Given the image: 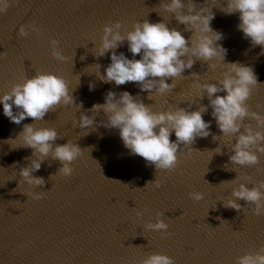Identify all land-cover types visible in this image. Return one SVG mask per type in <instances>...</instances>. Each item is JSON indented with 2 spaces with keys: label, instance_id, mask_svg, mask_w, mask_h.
<instances>
[{
  "label": "water",
  "instance_id": "obj_1",
  "mask_svg": "<svg viewBox=\"0 0 264 264\" xmlns=\"http://www.w3.org/2000/svg\"><path fill=\"white\" fill-rule=\"evenodd\" d=\"M165 2L9 0L8 10L0 13V96L38 72L64 76L78 105L61 104L35 124L56 128L62 137L56 143L71 140L83 153L72 162L71 176L61 175L60 161L48 157L33 173L46 183L38 187L27 184L19 170L30 163L26 157L31 156L32 149L21 147L20 140L6 141L15 139L23 124L34 121L26 118L17 125L3 114L0 104V264H140L152 253L174 257L175 264H236L237 257L264 246V215H255L254 205L239 200V211L224 207L237 186L227 181L238 175L237 183H247L251 188L264 180V154L258 153L257 165L234 167L229 157L235 138L222 135L210 107L204 119L211 121L212 134L197 138L191 145L193 151L180 152V163L170 172H157L154 165L132 155L119 130L100 123L106 119L104 114L89 111L94 104L105 102L109 90L117 94L129 91L154 111L175 110L178 105L187 108L188 103H193L189 110L194 111L200 104L209 103L206 96L200 100L203 93L192 87L191 73H200L201 82H216L224 69H211L199 60L175 78V89L153 94L152 100L133 82L117 86L98 78L111 63V52L96 56L105 24L121 21V31L125 32L138 20H165L169 28L181 30L185 37L191 35L160 6ZM195 2L212 7L215 18L211 25L223 34L218 43L227 49L225 62L253 68L260 84L253 89L248 104L250 110L264 114V49L252 46L238 29V13L228 15L220 10L227 0ZM33 22L40 32L29 28L28 36H20V26ZM52 39L60 41L67 61L52 56ZM116 51L133 58L127 42ZM95 64L101 65L100 69ZM167 82L172 83V79ZM90 83L94 90L89 89ZM82 112L96 115L95 126H78ZM245 123L256 127L255 120L246 119ZM170 139L175 141L174 132ZM218 146L222 155L212 151ZM156 178L161 181L158 188L148 183ZM195 191L204 193V198L194 200L190 193ZM32 192H42V198H33ZM137 211L143 215L137 216ZM157 213L164 214L170 235L145 228L147 222L156 221Z\"/></svg>",
  "mask_w": 264,
  "mask_h": 264
},
{
  "label": "clouds",
  "instance_id": "obj_2",
  "mask_svg": "<svg viewBox=\"0 0 264 264\" xmlns=\"http://www.w3.org/2000/svg\"><path fill=\"white\" fill-rule=\"evenodd\" d=\"M9 6V0H0V13H5ZM160 6L173 14L175 20L184 25L183 31L191 35L185 37L181 30L169 28L165 20L156 23L148 19L138 20L134 22L132 30L125 32L121 31V21L105 24L96 56L103 57L111 52V63L106 66L103 74L100 72L99 80L104 83L114 82L117 86L133 82L142 92H147L148 99L152 100L153 94L163 95L175 89V78L184 75L185 70L192 69L199 60L206 62L211 69L218 66L224 69L222 78L216 82H201L200 73H191L194 77L192 87L203 93L200 100L206 96L209 103L200 104L194 111L189 110L193 103H188L187 108L178 105L175 110L154 111L151 105L145 104L143 99L129 91L117 94L109 90L105 102L94 104L89 111L96 115L101 112L104 114L106 119L100 123L106 128L118 129L124 146L132 155L142 157L149 166L154 165L157 172H170L178 167L180 152L193 151L191 145L197 138H206L212 134L211 121L204 119L210 107L211 116L222 135L230 140L235 138L231 145L230 163L234 167L259 164L258 153L264 154V114L250 110L248 104L253 89L260 84L253 68L240 62H225L227 49L218 43L223 39V34L211 25L215 18L212 7L206 3L198 5L195 0H167ZM220 10L228 15L238 13V29L250 40L252 46L264 49V0H227ZM29 28L40 32L33 22L21 25L19 35L28 36ZM125 42L132 54L131 59L123 52L118 54L116 51ZM50 44L55 59H69L59 47V40L52 39ZM137 55L140 59L135 58ZM95 65L100 69L101 65ZM169 79H172V83L167 82ZM94 88L95 85L90 83L89 89ZM73 91L64 76L54 72H38L30 78L25 77L22 83L13 84L10 91L0 96L3 114L11 122L19 125L26 118L34 121L23 124L15 139L6 141L15 143L20 140L21 147L32 149L31 156L26 157L30 163L19 170L20 177L29 185L38 187L46 183L43 177L34 176L33 173L41 169L48 157L60 161L62 166L58 172L67 177L74 171L72 162L83 154L81 147L71 140L64 144L56 143L62 138L56 128L36 127L35 124L36 121L44 120L47 113L54 112L61 104L78 105L72 95ZM96 115L82 112L78 126L81 129L92 128L96 124ZM246 119L255 120L256 127L246 124ZM173 132L175 141L170 139ZM212 151L223 154L220 146ZM245 179L250 181L251 177L246 176ZM238 180L237 175L234 180L227 181L237 186L233 187L232 198L224 202V207L239 211L242 205L238 201L244 200L246 204L254 205L255 215H264V180L252 184L251 188L247 183H237ZM148 183H153L157 188L161 186L157 178ZM30 195L40 199L43 193L32 192ZM190 195L196 201L204 198V193L199 191ZM136 214L142 216L143 212L137 211ZM163 215L157 213L156 221L147 222L145 228L170 235L167 231L169 225L162 218ZM140 264H175V259L165 253H152ZM236 264H264V246L258 251L237 257Z\"/></svg>",
  "mask_w": 264,
  "mask_h": 264
}]
</instances>
